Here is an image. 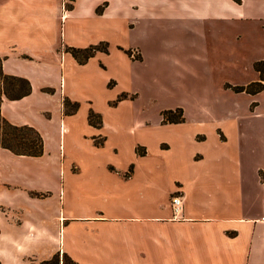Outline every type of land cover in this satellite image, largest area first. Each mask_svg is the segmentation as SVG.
<instances>
[{
	"label": "crops",
	"instance_id": "1",
	"mask_svg": "<svg viewBox=\"0 0 264 264\" xmlns=\"http://www.w3.org/2000/svg\"><path fill=\"white\" fill-rule=\"evenodd\" d=\"M237 21L264 22V0H0L3 71L32 86L1 114L44 141L41 157L0 148L1 264L59 253L78 264H264V161L243 154L240 121L215 124L195 102L210 128L188 123L185 106L149 122L140 105L147 91L226 90L242 69V46L226 39ZM101 44L108 53L82 64L71 53ZM101 98L83 123L79 107L65 115V99ZM176 110L184 122L165 123Z\"/></svg>",
	"mask_w": 264,
	"mask_h": 264
},
{
	"label": "rangeland",
	"instance_id": "2",
	"mask_svg": "<svg viewBox=\"0 0 264 264\" xmlns=\"http://www.w3.org/2000/svg\"><path fill=\"white\" fill-rule=\"evenodd\" d=\"M233 24L234 25L229 29L228 33L232 35L227 36L226 39L232 45L236 43L242 46V69L240 74H230L227 86L232 88L246 87V85L250 84L257 78V75L255 74V72H257L255 69L256 63L264 61L261 60L252 64L254 60L258 58H264V22H247L246 24H244L243 22L237 21L233 22ZM239 26H246L247 29L242 42H236L234 38L236 28H238ZM132 52L130 53L132 54ZM133 59H137V56ZM259 78H261V75L259 76ZM260 81L261 79L253 83H258ZM122 97V95H119L116 100L111 102V106H113V103L115 106H119L120 103L125 100L122 99ZM75 102L79 103L80 105H78V120L80 123H83V117L90 111L91 108L96 111L95 106L100 108L103 105L102 98L97 99L94 105L92 104V102ZM75 102L71 100L68 101V104L66 106V116L74 109ZM195 102H200L205 111L213 113L214 117H212V121L215 124L224 125L225 123L231 121L232 117L233 119L237 118L240 121V131L242 139L241 146L243 154H245L246 156H250V158L253 157L252 159L255 161V163H258V165L263 163L264 91L256 96H251L243 93H236L233 91V89L227 88L226 90H215L208 97L199 100L181 98L171 95L151 94L147 91V97L145 99H142L140 105L143 104L147 106V119L149 122L156 121L163 110L174 109L177 107L182 108L183 106H185L187 109L186 112H188V123L199 125L202 128H210L211 125L209 124V122L212 121H204L203 124H199L201 123V120L196 117L194 113L195 110H193V103ZM129 106L131 105H126V107ZM251 108L254 109L250 110ZM101 115L103 114L101 113ZM109 123L110 125H113L112 120H110ZM53 146L56 147V144L53 143Z\"/></svg>",
	"mask_w": 264,
	"mask_h": 264
},
{
	"label": "trees",
	"instance_id": "3",
	"mask_svg": "<svg viewBox=\"0 0 264 264\" xmlns=\"http://www.w3.org/2000/svg\"><path fill=\"white\" fill-rule=\"evenodd\" d=\"M101 51L108 53V47L105 44H101L97 47H92L86 50L72 49V55L79 60V62L85 63L96 52ZM130 55L131 53L128 52ZM255 69L261 75V81L258 83L250 84L246 87H229L236 93H246L248 95L256 96L264 91V61L258 62L255 65ZM32 86L31 83L23 78L8 76L3 71V60L0 58V148L8 150L16 156L21 157H41L44 154V141L40 133L29 126H16L8 122L1 114V106L4 100L19 101L29 95H31ZM127 96H123L122 99H126ZM68 100L64 101V109L66 115V106ZM74 108H78V104L74 105ZM96 115L92 112L89 116L91 123L95 124ZM183 113L181 110L169 111L164 113L165 123H182L184 122ZM1 264V262H0ZM40 264H78L74 262L66 254H56L52 259L44 261Z\"/></svg>",
	"mask_w": 264,
	"mask_h": 264
},
{
	"label": "built area",
	"instance_id": "4",
	"mask_svg": "<svg viewBox=\"0 0 264 264\" xmlns=\"http://www.w3.org/2000/svg\"><path fill=\"white\" fill-rule=\"evenodd\" d=\"M137 51L132 52L131 57L135 58ZM171 207L174 214V218H182L184 212V202L182 196H174L171 200Z\"/></svg>",
	"mask_w": 264,
	"mask_h": 264
}]
</instances>
